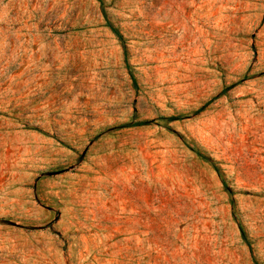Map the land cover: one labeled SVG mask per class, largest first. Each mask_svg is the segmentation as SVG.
Returning <instances> with one entry per match:
<instances>
[{
    "label": "rangeland",
    "instance_id": "rangeland-1",
    "mask_svg": "<svg viewBox=\"0 0 264 264\" xmlns=\"http://www.w3.org/2000/svg\"><path fill=\"white\" fill-rule=\"evenodd\" d=\"M0 264H264V0H0Z\"/></svg>",
    "mask_w": 264,
    "mask_h": 264
}]
</instances>
